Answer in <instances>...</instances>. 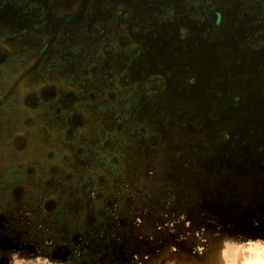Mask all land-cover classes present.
Segmentation results:
<instances>
[{
	"label": "rangeland",
	"instance_id": "obj_1",
	"mask_svg": "<svg viewBox=\"0 0 264 264\" xmlns=\"http://www.w3.org/2000/svg\"><path fill=\"white\" fill-rule=\"evenodd\" d=\"M0 48V264L264 260V0H0Z\"/></svg>",
	"mask_w": 264,
	"mask_h": 264
},
{
	"label": "flooded vegetation",
	"instance_id": "obj_2",
	"mask_svg": "<svg viewBox=\"0 0 264 264\" xmlns=\"http://www.w3.org/2000/svg\"><path fill=\"white\" fill-rule=\"evenodd\" d=\"M83 5H84V3H83ZM83 5L81 4L79 6V8H80L78 10V14L79 15H81L82 12H83ZM72 17H75V15H73V16H65L63 19L72 18ZM6 59H7L6 50L4 48H0V63H3V61L5 62ZM0 76H1V73H0ZM34 94H36V93H30V94L26 95V99H25L26 102L25 103H26V105L29 108H37V107H39V104H40L39 101L41 99H44V101L47 102L49 99H53V97H55L57 95L56 91H55V93H50L48 89H44L43 92L41 91V93L38 94L39 96H34ZM62 99H64L63 96H62ZM71 103L72 102H66V105H69ZM1 105L2 104H0V169H1V166H2V168H4V170H3L4 172L0 174V178H1L0 179V188L2 187V184H9L10 182H13L14 180H16V160L15 159L11 160V157L9 156V158H8V164H9L8 167H6V165H4V163L6 161L2 158V154L3 155H7L8 153L6 152V150H4V153H1L2 146H4V144L2 143V140L4 141L5 144L11 143L12 150L7 149V150H9V152H16V149L18 148L16 135L11 133L12 131H11V121H10V119L8 121V123H9V131H10L9 134L1 136V127H5L6 122H7L6 121L7 117H6L5 110H4V108ZM62 106H64L63 103H62ZM73 116L76 117V120H77L76 124L81 123V120L83 119L82 115H79L78 112H75L73 114ZM14 124H15V118L13 117L12 126ZM31 168H32L31 165L28 166L29 173L32 172ZM13 184H15V183H13ZM16 187L17 186L15 185L14 189Z\"/></svg>",
	"mask_w": 264,
	"mask_h": 264
},
{
	"label": "clouds",
	"instance_id": "obj_3",
	"mask_svg": "<svg viewBox=\"0 0 264 264\" xmlns=\"http://www.w3.org/2000/svg\"><path fill=\"white\" fill-rule=\"evenodd\" d=\"M254 264H264V260L256 261V262H254Z\"/></svg>",
	"mask_w": 264,
	"mask_h": 264
}]
</instances>
